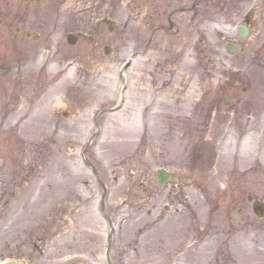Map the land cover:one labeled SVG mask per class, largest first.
Masks as SVG:
<instances>
[{
	"label": "rangeland",
	"instance_id": "1",
	"mask_svg": "<svg viewBox=\"0 0 264 264\" xmlns=\"http://www.w3.org/2000/svg\"><path fill=\"white\" fill-rule=\"evenodd\" d=\"M135 9L0 0V256L108 264L110 218L113 264H264V218L247 200L264 198L263 69L227 108L216 93L230 70L222 26L201 19L209 30L195 31L177 8L174 30L155 28ZM159 167L193 183L175 199Z\"/></svg>",
	"mask_w": 264,
	"mask_h": 264
},
{
	"label": "flooded vegetation",
	"instance_id": "2",
	"mask_svg": "<svg viewBox=\"0 0 264 264\" xmlns=\"http://www.w3.org/2000/svg\"><path fill=\"white\" fill-rule=\"evenodd\" d=\"M130 2L136 6L133 11L138 14L140 23L146 21L147 25L152 24L155 28L160 25V28L174 30L177 26L172 18L175 15L173 11L177 8L191 14L189 24H192V28H197L195 31L205 29L204 31L207 32L209 30L205 25H199L202 23L201 19L208 20V23L214 27L222 26L216 31L218 39L216 45L223 48L226 62L230 63V70L227 71L228 78L222 82L216 93L223 96V100L226 96L230 98V104L225 105L230 109H234L233 106H240L245 101L244 95L251 89L252 80L254 79L255 82L261 69L264 73V0H172L170 3L167 0H130ZM174 5L178 6L174 7ZM166 9H168L167 12ZM205 11H207L206 16H202ZM167 19L169 26L163 24ZM26 23L23 19V24ZM109 26L112 27V25ZM20 28V33H23L24 25L20 24ZM177 30L179 31V28ZM70 32H75L80 40V33ZM203 38L204 35L200 40ZM105 47L110 46L105 45ZM213 61V58L208 59L211 65L214 64ZM185 177L188 176L185 175ZM169 184L172 185L169 193H175V199H177L184 190V183L173 180ZM145 192L148 202L152 192L148 189H145ZM166 208L168 209L169 206ZM3 261L1 257L0 262Z\"/></svg>",
	"mask_w": 264,
	"mask_h": 264
},
{
	"label": "water",
	"instance_id": "3",
	"mask_svg": "<svg viewBox=\"0 0 264 264\" xmlns=\"http://www.w3.org/2000/svg\"><path fill=\"white\" fill-rule=\"evenodd\" d=\"M163 175H164L163 172H159V177H161ZM172 177H174V175H172ZM179 180H181V177H179ZM254 208H255V211L258 213V215H260V216L264 215V203L263 202L255 200L254 201ZM6 264H24V263L20 262V261H17V260H14V261L8 262Z\"/></svg>",
	"mask_w": 264,
	"mask_h": 264
},
{
	"label": "bare ground",
	"instance_id": "4",
	"mask_svg": "<svg viewBox=\"0 0 264 264\" xmlns=\"http://www.w3.org/2000/svg\"><path fill=\"white\" fill-rule=\"evenodd\" d=\"M134 115L132 116V118L130 119V121H129V126H130V130H131V132H133L134 130H135V122H134Z\"/></svg>",
	"mask_w": 264,
	"mask_h": 264
}]
</instances>
